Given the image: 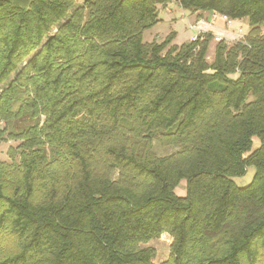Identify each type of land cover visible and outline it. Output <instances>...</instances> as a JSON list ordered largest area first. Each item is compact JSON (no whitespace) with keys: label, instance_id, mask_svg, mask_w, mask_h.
Wrapping results in <instances>:
<instances>
[{"label":"trees","instance_id":"16d2710c","mask_svg":"<svg viewBox=\"0 0 264 264\" xmlns=\"http://www.w3.org/2000/svg\"><path fill=\"white\" fill-rule=\"evenodd\" d=\"M173 1L248 32L209 62L143 41L172 0H0V264H264V0Z\"/></svg>","mask_w":264,"mask_h":264},{"label":"rangeland","instance_id":"374dc122","mask_svg":"<svg viewBox=\"0 0 264 264\" xmlns=\"http://www.w3.org/2000/svg\"><path fill=\"white\" fill-rule=\"evenodd\" d=\"M77 2H81V0H77ZM158 18L159 20L155 24L144 30L142 35L143 41L161 43L168 37H171V44L180 45L183 42L197 38L196 36L199 33L209 32L213 34V39L210 40L206 57L209 62L213 59L215 45L218 40L224 39L227 42L232 43L241 39L247 34L249 29L246 20H235V22L239 21L237 28L234 26V21H232L231 24L225 23L223 28L231 33L223 32L221 29L222 27L216 28L211 24V26L208 25L209 23H203V28H200V25L197 27H191L192 24H196L195 16L192 15L191 11L176 5L174 1L167 3L163 8L159 7ZM197 28L200 29V31H198ZM260 30L261 33L264 34V24L261 26ZM11 145H15L14 142H0V161H10V153L8 151ZM258 145L259 141L255 139L254 147H257ZM173 150V148L161 149L155 146V151L158 155H166ZM253 175L254 168L248 167L245 176L237 177L235 181L239 185H245L251 181ZM172 241L173 238L168 233H162L159 238L150 240L141 246L154 248L155 256L152 259V262L154 264H160L169 258Z\"/></svg>","mask_w":264,"mask_h":264},{"label":"crops","instance_id":"0c3cea01","mask_svg":"<svg viewBox=\"0 0 264 264\" xmlns=\"http://www.w3.org/2000/svg\"><path fill=\"white\" fill-rule=\"evenodd\" d=\"M173 2V1H172ZM175 2V1H174ZM176 5H178L176 2H175ZM179 6V5H178ZM192 15L195 16V20H196V24H192L191 27L193 26H199L200 28H203V23H209L208 25H213L214 27H222V31L223 32H227V33H231L230 31H227L223 28L225 22L224 20L220 17V14H217V13H213V12H206V11H203V12H191ZM242 21V20H241ZM235 22V20H234ZM233 22V23H234ZM238 22H235L234 23V26L237 28L238 27ZM210 25V26H211ZM216 30V29H214ZM198 31H200V29H198Z\"/></svg>","mask_w":264,"mask_h":264},{"label":"built area","instance_id":"2783aa9c","mask_svg":"<svg viewBox=\"0 0 264 264\" xmlns=\"http://www.w3.org/2000/svg\"><path fill=\"white\" fill-rule=\"evenodd\" d=\"M221 18L225 21V23H228V24H231L232 20L229 19L226 15H220ZM193 27H196V26H193ZM198 29V28H197ZM198 36V35H197ZM196 36V37H197ZM196 39V38H195Z\"/></svg>","mask_w":264,"mask_h":264}]
</instances>
